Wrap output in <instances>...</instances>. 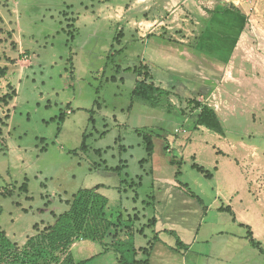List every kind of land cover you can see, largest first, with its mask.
Returning <instances> with one entry per match:
<instances>
[{
	"label": "rangeland",
	"instance_id": "obj_1",
	"mask_svg": "<svg viewBox=\"0 0 264 264\" xmlns=\"http://www.w3.org/2000/svg\"><path fill=\"white\" fill-rule=\"evenodd\" d=\"M152 48L164 50L163 63L148 61ZM0 50L7 57L0 62L7 68L0 94L16 92L0 107V231L11 241L22 246L35 224L51 225L53 215L67 210L66 200L98 185L115 216L125 208L138 217L135 229L142 228L153 215L152 196L161 183L155 178L173 177L178 167L167 159L174 157L182 161L177 182L208 210L198 244L174 252L151 242L152 255H169L178 264L180 255H187L186 264L250 255L264 264V255L243 238L246 228L216 211L229 206V191H244L246 198L248 189L257 191L252 181L264 188V0H0ZM140 65L149 68L147 83L172 92L170 112L133 98ZM200 93L196 99L219 112L225 140L211 132L199 139L187 123L188 101ZM145 134L154 156L141 162ZM188 135L192 140L165 151L163 138ZM238 140L250 149L232 151ZM212 146L228 156H217ZM193 162L213 178L193 170ZM250 199L247 221L264 249V212L256 197ZM145 232L151 241L150 228ZM210 235V245L200 242ZM131 245L125 247L130 260ZM154 264H160L156 258Z\"/></svg>",
	"mask_w": 264,
	"mask_h": 264
},
{
	"label": "crops",
	"instance_id": "obj_2",
	"mask_svg": "<svg viewBox=\"0 0 264 264\" xmlns=\"http://www.w3.org/2000/svg\"><path fill=\"white\" fill-rule=\"evenodd\" d=\"M149 54H151L148 59L151 63L155 64L154 61H158L160 63H163L165 60L164 50L162 48H152L147 50ZM152 67L154 65H151ZM155 83V82H154ZM156 87H159L155 85ZM164 90V87H159ZM216 114L218 115L219 119L220 114L217 111V109H214ZM195 134L197 138L201 139L203 135H206L207 132H211L203 127H199L195 130ZM181 133H186L185 130H182ZM215 135H208L212 138H215L217 140H222V138L225 140V136L219 135L216 133L211 132ZM190 138L192 140V137L190 135L186 136L182 141L180 139L175 138L171 142H168L165 138H163V145L165 144L164 148L166 152H172L173 148L172 145H177L178 147L183 146L187 141V139ZM204 141V139H202ZM190 142V141H189ZM173 143V144H171ZM207 144V142H205ZM236 147H234V145ZM233 144H230V149L233 151L237 148L241 149L242 152L247 151L249 148L248 145H246L243 140H238L234 142ZM163 149V148H162ZM212 149H214L215 154L218 155H225L228 156L226 153H224L222 150L217 149L215 146H212ZM253 150L255 148H252ZM255 157V161L252 163V167L254 170H256V176L260 174L258 165V157L256 154H253ZM154 156V152L152 154ZM235 161L237 164H239L240 161H238V158H235ZM241 162L244 164V158L241 156ZM171 161L180 162L182 161L176 160L174 157H170L167 159V163L171 166H175L171 164ZM257 161V162H256ZM155 164L158 166L161 165L159 161H154ZM193 162L192 164H194ZM196 164V163H195ZM177 167V166H176ZM244 169V166H243ZM214 172H218V167L213 168ZM250 169L246 168V181L248 182V185H250ZM177 171L174 172L173 177H161L158 176V178H155L160 184L157 185L158 188L156 189V192L152 196V205H153V215L151 218L148 219L146 224H143V227L140 229H135L134 223H139L138 217L135 216V214L131 217V215L128 213V211L124 208L122 211L119 212L117 216L114 215V208L112 207L111 200L107 196L104 187L100 185V189L98 192L105 196L108 199V210L107 213L110 214L111 219L115 220L117 217H120L121 222L118 223V228H116V231L114 232L115 235H111L106 240L107 250L102 252V250L96 249L92 244L83 242V241H77L73 244L72 249L74 251H77L79 255H75L78 259L83 260L85 262L81 264H132L131 262L133 260L138 261L142 263L143 261H147L148 264H154V259L159 261L160 264H178L175 262H171L169 255H152V252L144 253L142 249H148L149 245L154 247L160 246L166 249H169L174 252H182V249L177 247V239L184 245L183 250H189L194 244L199 243V236L201 227L204 221V218L207 214L208 207L203 206V202L201 204L191 198L187 193L183 190L181 187V184L177 182ZM202 175V174H201ZM213 175V174H212ZM255 175V174H254ZM252 175V177L254 176ZM213 178V177H212ZM211 178V179H212ZM252 184H256L257 191H254L255 194H252L250 189L246 191V198L244 197V191L242 192V195H240L239 191H229L227 195H230V198H228L227 204L232 209V211L235 214L236 222H233V224H236L239 226V228H243L245 226H248L252 231V224H248L247 221L248 218V205H253V200L250 199V197H256L254 199V202L257 206V209L261 208L264 212V188L262 185L259 184V182L252 181ZM218 194V191L216 192ZM232 195V196H231ZM221 196V195H219ZM245 198V201H244ZM236 203V208L233 207L232 202ZM201 201V199H200ZM119 206L116 207L120 209L122 208L121 203L117 202ZM244 204L246 205V208H244ZM225 206V204H222L218 207H216V211H219V208ZM241 209V210H239ZM257 213V218L258 217ZM124 216L126 217L124 219ZM132 218V226L130 230L125 229V222L130 223V219ZM262 220L264 221V216L262 217ZM152 221V222H151ZM39 226V230H42L45 226H48L49 224H35ZM243 225V226H241ZM148 227L151 230L152 239L151 241L148 240V236L146 235L145 228ZM133 229V231H132ZM34 231V230H33ZM36 232L34 231L32 235L27 236L25 241H22L20 244H24L26 240L33 236ZM253 237L255 239V233L254 231ZM8 237V235L6 234ZM136 236L143 237L144 241L139 242V244H136ZM213 235H210L209 237H206L204 239H201L200 242L205 245H210L213 240ZM129 238V239H128ZM244 239H246V235L243 236ZM247 241V239H246ZM257 241V240H256ZM13 242V241H12ZM248 242V241H247ZM258 242V241H257ZM16 243V242H13ZM131 245V252L132 248L135 250V252H132V258L128 259L129 255L126 250V246ZM260 243V242H259ZM17 244V243H16ZM155 246V247H156ZM152 249V248H151ZM178 249V250H177ZM98 253V255H96ZM93 256V258H92ZM182 256V264H186V257L187 255H180ZM206 257L207 259H210L213 255H202ZM215 256V255H214ZM218 257V255H216ZM216 257V259H217ZM237 259V264H259L258 259L251 258L250 255L243 256V255H232L231 258ZM231 258H227L224 256L218 258V260L221 262L220 264H226ZM235 260V259H232Z\"/></svg>",
	"mask_w": 264,
	"mask_h": 264
},
{
	"label": "trees",
	"instance_id": "obj_3",
	"mask_svg": "<svg viewBox=\"0 0 264 264\" xmlns=\"http://www.w3.org/2000/svg\"><path fill=\"white\" fill-rule=\"evenodd\" d=\"M230 10L239 13L233 8H230ZM66 15L64 13V16ZM74 21L75 19H71L72 25H68V27L73 26ZM120 34L121 31L117 37H120ZM6 58L0 50V62L1 60H6ZM7 61L9 60L7 59ZM134 72L139 77L142 76V80L135 83L132 90L133 98L153 107H157L159 104H162V107L165 105L166 110L170 112L172 92L156 87L153 83H147L149 68L146 65H140ZM6 74L7 68L0 67V79H3ZM15 96L16 92L14 90L4 95L0 94V107L7 108ZM200 96H203V94L200 93L197 97L188 101L191 109L186 115L187 123L194 130L203 127L213 133L223 135L224 129L218 115L208 104L196 99ZM181 114L185 116L184 113ZM8 117L9 115L5 114L4 119L7 120ZM0 122H2L1 119ZM142 139L147 153V159L141 161L144 162L152 157L154 145L150 134L142 135ZM84 148L85 145L83 143L82 149ZM171 164L178 167L176 173L178 177L181 163L171 161ZM191 168L207 179L213 177L211 172L195 163L191 165ZM181 187L187 195L201 204L200 199L194 196L189 189L182 185ZM99 189L100 185L91 189L78 190L70 200L65 201L67 210L59 215H53L54 222L45 226L42 230H39L38 225H34L33 230L36 233L29 237L22 246L13 243L4 232L0 231V264H81L85 261L78 259L75 255L79 254L72 249L73 244L80 240L92 244L95 250L100 248L102 252L106 251V240L112 234L115 235L114 232L118 228V223L121 222V219L120 217L115 220L111 219L110 214L107 213L108 199L98 192ZM219 211L228 213L232 221L236 222L235 214L230 207L222 206ZM132 221L130 219V222ZM124 225L126 230H130L131 226H129L130 228L126 226V222ZM245 228L247 230L246 239L250 246L256 249L259 254L264 255V249L254 239L251 229L248 226H245ZM183 246L177 239V247L183 248ZM150 249L149 245L148 249H142V251L148 253ZM132 252H135L133 248ZM131 263L148 264L146 260L142 263L133 260Z\"/></svg>",
	"mask_w": 264,
	"mask_h": 264
},
{
	"label": "built area",
	"instance_id": "obj_4",
	"mask_svg": "<svg viewBox=\"0 0 264 264\" xmlns=\"http://www.w3.org/2000/svg\"><path fill=\"white\" fill-rule=\"evenodd\" d=\"M81 241V240H80Z\"/></svg>",
	"mask_w": 264,
	"mask_h": 264
}]
</instances>
